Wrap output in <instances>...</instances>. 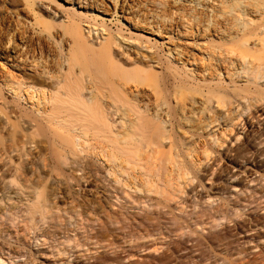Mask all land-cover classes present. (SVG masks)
<instances>
[{
    "label": "bare ground",
    "instance_id": "obj_1",
    "mask_svg": "<svg viewBox=\"0 0 264 264\" xmlns=\"http://www.w3.org/2000/svg\"><path fill=\"white\" fill-rule=\"evenodd\" d=\"M168 1L0 0V220L54 257L123 264L133 256L113 249L156 237L168 242L152 251H165L135 264H264V207L242 213L264 185L250 192L255 173L240 170L264 166V127L249 131L264 115V0H203L184 10L196 25L159 47L105 26L178 16ZM214 38L225 48L209 50ZM227 160L240 168L228 184L246 178L234 202L203 195ZM223 221L255 232L247 244L260 251L246 252ZM23 257L0 246V264Z\"/></svg>",
    "mask_w": 264,
    "mask_h": 264
},
{
    "label": "rangeland",
    "instance_id": "obj_2",
    "mask_svg": "<svg viewBox=\"0 0 264 264\" xmlns=\"http://www.w3.org/2000/svg\"><path fill=\"white\" fill-rule=\"evenodd\" d=\"M48 3L52 4L51 2H48ZM197 3H200L201 4L200 8H202V6H203V4L205 2H203V0H169L166 3V7L170 8L171 11L176 9L177 12L179 13L178 16L159 17V14L157 13L156 15L154 14L155 15L154 18H150L151 16L148 15V17H146V19L142 20V21H139L138 18L135 19L136 21H132V19H131L132 25L134 24V27L137 28L138 30L133 29V27H130V25L125 23L124 21H122L120 24H117L114 21L110 22V23L107 22V23H105V26L108 29H110V32H112V33H116L117 29H120L121 30L120 33H123L125 35V37L135 38V36L137 34L140 35V36H143L144 38L148 37L150 39L151 43L150 44L147 43V46L150 47L151 44L154 43V44H156L155 46L159 47V45L162 44V43L164 45H166L165 44L166 41L169 40V39L168 40L164 39V38L167 37V36H164V33H179L182 30V28L190 27L189 24L193 25V26L196 25V22H194V21L192 22L189 19H187L186 16H184L185 15L184 14L185 13L184 10L187 11L188 9H191L192 7L195 8V9L199 8ZM55 4H57V3H55ZM55 7L60 9V11H63V9L59 7V5H57ZM157 33H162L163 35H159ZM159 37L164 39V41H162ZM171 41H172L171 44L172 43H174V44L181 43L177 39L176 36H173L171 38ZM208 48H209V50H213L215 48L216 49H218V48L224 49L225 47L222 46L221 41L218 42L214 38V39H212V41H210L208 43ZM158 51H160V50H158ZM176 65L178 67L182 68L181 67V63H177ZM188 70H193V69H191V68L189 69L188 68ZM189 76H190V73H189ZM233 80L236 81L237 85H240V86L244 85V82H242L240 79L238 80L237 78H233ZM215 82H217V80H214V83ZM239 103H241V102H239ZM242 103L240 105H243ZM235 106H237V105L234 104V106H232L230 110L234 111ZM249 112H253V109L249 110ZM249 112L243 113V116L240 119L242 122L240 120H239L240 123L238 122L239 125H241V126H238V128H235L234 131H232V133L230 135V138L232 136H234L236 132L240 131V127H242L243 124L244 125L246 124V126L244 127L245 129H244L243 132L242 131L239 132L241 136H240L238 142L243 141L244 133L249 128V126L251 124H252V126L249 128V131H251V129L254 132L262 130V128L264 127V119H263L264 115L261 116V117H258V115L261 114V112H259L258 115H257V118H258L257 122H256V118H255L254 121L251 120L252 121V123H251L250 117H247L248 116L247 114H249ZM247 118H248V120L250 122L247 120ZM226 123L227 122H225L223 125H225ZM223 130H226V131L228 130L229 131V129H227L226 127L223 126V129L222 128H219V129L215 128V131H216L215 134H219V131L222 132ZM246 133H248V132H246ZM230 138L227 139L226 145L228 144ZM225 146H224V148H225ZM223 149H221V150H223ZM221 150H220V152H221ZM230 159H233V158H230ZM260 159H263V158H260ZM235 161L232 160V163L229 162L228 160L227 161H221L220 173L217 174L218 176L215 178V180L213 182L204 185L205 189H204L203 195L210 194L213 197L216 196V198H219L221 196L220 198L223 200L222 202H224V200H226L228 198L227 197L228 195H231V197H230L231 199L230 198H229L230 200L227 199L229 201L235 200L234 197H238V196L240 197L241 196L239 194V191L242 190L245 187L244 185H245V179L246 178L241 177L238 181H236L235 183H231V184H228L226 182L227 177L229 175H231L232 172L238 173L236 171H239V169H240V168H236V170L231 171V168L233 166V163H235ZM262 162H263V160L261 161V163ZM240 170L244 171L245 173H248V175L249 174L251 175V173L252 174L255 173L254 175H252V179H253V181L257 180L259 182L258 184L261 185V186H259L257 184V181H255V182L249 184L248 190H250L252 188V189L256 190L257 193H259L261 189L264 191V186H263L264 185V166H262V167L261 166L260 167L259 166L258 167H251L249 165H243V167ZM256 185L259 188H261L263 186V188L259 189V188L256 187ZM233 186H235L236 188L231 192L230 189ZM207 189H209V191ZM263 191H261V192L264 193ZM250 192H251V190H250ZM247 194H249V191H248ZM259 196H260V194H258L256 196L257 198L255 197V200H256L255 204H252L249 208H246L244 211H242L243 214L244 213L248 214V212L253 211L259 204H260L261 208L264 207V202H263L264 199H261ZM241 197H243V196H241ZM22 203H23V201H22ZM211 203H212V201L206 203V205H211ZM218 204H220V201L215 200V202L213 203V205H211V207H215ZM7 206L8 205H6V207ZM9 206H11V204H9ZM204 206H203V208H205ZM263 214H264V210L260 211L258 216H262ZM255 216H256L255 214L254 215L252 214V216H250V217L251 218H255ZM242 219H245V221H246L245 224H247V226L248 225H249V227L251 226L250 225L251 222L248 221V217L247 216L246 217L243 216ZM19 221H21V219L20 220H16L15 225ZM0 224H2V226L0 227V230L5 229V230H8L9 233H11V237L12 238L9 240V245L12 247V249H15V251H17V252L24 253V257L21 258V259H16L13 264H23L24 261L26 260V258H28V260L31 261L30 264H87V261H84L82 259L74 260V257H70L67 261H65L66 257H63V256H55L54 257L53 255H50L47 251H45L46 247H40L39 246L40 242L36 243L33 240L34 236L32 235V233L29 235V238L26 237V236H28V233H26V231L22 228L21 224L16 226V228H13V227L9 226L8 224H6L5 219L0 220ZM221 225H222L221 226L222 228L223 227L226 228L225 232L228 235L229 234L234 235L233 239L239 245L241 244V247H243L244 250L246 252H248V253H258L260 251V248L264 245V229L260 230L261 232H260L259 237L261 238V240L257 243V245L260 246V248L253 249L255 247L256 243H251V244L248 243L247 244V242H249V240H253L254 239L252 237H253L255 232H248V233H245V234L238 235V234L235 233L237 231L236 230L234 231L233 228H232L233 223H229L228 224L225 221H223L221 223ZM218 229H221V228L219 227ZM198 231H200V230L198 229ZM25 234H27V235H25ZM202 235L205 236L206 235V231L203 232ZM26 239H28V240H26ZM173 239H175V238H173ZM16 240H19L20 242L16 241ZM160 242H168V240L161 241L160 239L157 240V238L155 237V238L146 239V240H143V241H138L137 243H134V244L131 243V244H128V245H120V248L113 249L112 252H115L116 256H118L120 253L129 254L131 257L133 256L132 258L125 259L123 261V264H135V263H141V262L147 263L149 261V257H157V255H159V254H161V253H163L165 251V246L161 247V249H159L158 252H153L152 251L154 246L156 244H160ZM4 243H6V242H4L3 240L0 239V246L1 245L2 246H6V247L9 246L7 243L6 244H4ZM121 249H123V251H126V252H122ZM145 249H146L145 252L139 253L140 250H145ZM38 250H39L40 253L38 252ZM41 253L43 255H41ZM99 253H101V251H99ZM44 254H46V255H44ZM109 254H112V253H109ZM38 255L39 256L41 255V257H39ZM86 255H88V254H86ZM33 256H35V257H33ZM70 256H72V254H70ZM124 256H125L124 254H121L120 256H118V258H122ZM242 256L238 257V259L239 258L241 259ZM146 257H148V258H146ZM233 258L237 259L236 257H233ZM6 259H8V258L7 257L3 258V260H6ZM90 262H92V261H90ZM5 264H11V263L9 261H7V263H5Z\"/></svg>",
    "mask_w": 264,
    "mask_h": 264
}]
</instances>
